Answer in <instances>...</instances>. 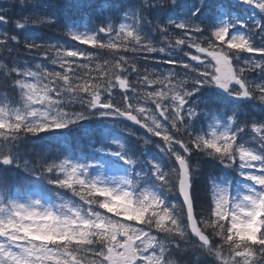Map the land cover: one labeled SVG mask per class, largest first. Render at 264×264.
<instances>
[{
	"label": "snow or ice",
	"instance_id": "6c2138e0",
	"mask_svg": "<svg viewBox=\"0 0 264 264\" xmlns=\"http://www.w3.org/2000/svg\"><path fill=\"white\" fill-rule=\"evenodd\" d=\"M238 2L259 11L60 0L46 15L28 0L34 10L14 22L63 21L90 48L0 30V264H264V0ZM12 7H0V25L13 23ZM21 44L32 60L11 58ZM152 54L172 67L142 68ZM121 118L146 130L142 150L113 131ZM43 136L55 148L38 145ZM193 152L243 178L235 195L213 182L207 216L196 210ZM12 172L23 181L13 185Z\"/></svg>",
	"mask_w": 264,
	"mask_h": 264
},
{
	"label": "trees",
	"instance_id": "16d2710c",
	"mask_svg": "<svg viewBox=\"0 0 264 264\" xmlns=\"http://www.w3.org/2000/svg\"><path fill=\"white\" fill-rule=\"evenodd\" d=\"M59 2H60V0H54L51 4L59 3ZM94 2L98 6L100 3H103L104 0H94ZM132 3H135V1ZM223 4L227 5L234 12H236L242 16H244V14L246 13L245 7L238 8L237 4H234L231 2H223ZM217 5H218V3L214 2L209 7L210 10L214 11V14L216 12ZM52 11H53V8L44 7V6L40 10L41 13L46 14V15L51 14ZM87 11L90 13L93 20H95L96 17L100 14L98 7L89 9ZM14 14L15 13L13 10H11L8 13L9 18L13 23H14V21H13ZM69 15L71 16L72 19L79 21L81 19L82 14L78 10L73 9L69 13ZM13 23H9V27H6L5 25H0V29L6 30L9 34H15V31L12 30L13 29ZM36 32L39 34V36H38L39 40H40L39 42H41L47 38H49V39L56 38V39H62L64 42L68 43V39H70V37H68L64 34L63 21H62L61 25H59V26H55V25H53V26H47V25L39 26L38 29L36 28ZM76 44H77V46L82 47V48H90V46L78 45V42H76ZM22 46H23V44L20 45V49L22 48ZM19 53H20V51H18V49H17V52L14 53L13 57H11V58L16 59L18 57ZM249 109H250V106L248 104H246V111H248ZM198 126L199 125H197V127ZM43 137H45V136H43ZM124 137L127 138V141L131 146L136 148L138 151L142 150V142H138L137 137H133L131 135H125ZM36 143L38 145L42 146L41 140L36 142ZM44 143L50 144L51 142L47 139V140H44ZM30 144H31V142H29V145ZM75 147H77V145H75ZM80 147H82V146H80ZM149 147L151 148L153 155L158 154V150H156L154 148V146H149ZM31 155H33V154L30 150L26 151V158H28V156H31ZM192 155L194 157H193V159L191 158V160L199 167V173L195 177L194 186H193L196 210H197L198 215L203 214V215L207 216L209 211H210V206L212 203V200H211L212 185H213V182L221 174V171L218 169L219 166H216L213 164V162L215 161L214 159L208 158V157L204 156L203 154H200L197 152H193ZM23 179H24L23 174L17 175V173L12 172L10 175V182L13 185H15L17 183V181H23ZM63 192L69 198L73 196L71 194V192H68L67 190H63ZM175 195H176V199L179 202V199L177 198V193H175Z\"/></svg>",
	"mask_w": 264,
	"mask_h": 264
},
{
	"label": "rangeland",
	"instance_id": "374dc122",
	"mask_svg": "<svg viewBox=\"0 0 264 264\" xmlns=\"http://www.w3.org/2000/svg\"><path fill=\"white\" fill-rule=\"evenodd\" d=\"M53 1L54 0H37V3L35 5V10L38 9V7H37L38 5H42L43 6L45 4H49L50 2H53ZM220 1L222 2L223 0H205V2L208 4V13H209V15H213L214 14V11L210 10L209 7L214 2H216L218 4L221 3ZM230 1H232L233 3L239 4L240 7H238V8H242L243 6H246V4L239 3L238 0H230ZM189 2L193 3V2H197V0H189ZM25 3L27 4V7H21L19 0H0V7H7L10 4L13 5V7L11 8V10H13L14 13H15L14 16H13V21L15 22L17 20H20L21 22H23L22 21V17L29 15V13H31L34 10L33 5L28 4V0H25ZM36 11H38V10H36ZM118 23H119V21H118ZM5 26L9 27V24L5 25ZM36 28L38 29L39 26L38 27H29V28H26L24 30H17V29L14 28V23H13V29L12 30L15 31V34H19L22 37L23 36H31L33 34H35L38 37L39 34L36 32ZM157 39H159V37H157ZM39 41L40 40L38 39V42ZM43 41L51 42V43H55V42L58 41L60 43L65 44L66 46H72V45H76L77 46L76 42L72 41L71 39H68V43L64 42L62 39H56V38H52V39L47 38V39H45ZM157 46H162V45H157ZM185 50L187 51L188 49H185ZM18 51H20V53L18 54V57L16 58L17 60L23 61V60H32L33 59L32 56L27 54V52H26V50L24 49L23 46H22L21 49L19 47ZM192 52L195 53V50L192 49ZM161 58H163L162 54H160L159 56L157 54H152V55H150L148 57V60L146 62H144L143 58L141 57V66H142V68H147L149 71H151L153 68H157V69H161V70L167 72L172 66L171 65H167V64L158 63L157 61L159 59H161ZM185 60H188V58L185 57ZM36 62H46V58L40 56V57L37 58ZM56 70H59L58 66H56ZM132 79H135V77H133ZM114 98H115L117 103H119L121 101V96L119 95V90H117V92L114 93ZM249 106H250V108L252 107L251 105H249ZM152 107H154V106H152ZM239 109L241 111L240 107L238 108V110ZM248 111H246V112H248ZM253 111H254V113H258L259 109L255 108V109H253ZM125 128H130L132 130V132L136 133L135 136L131 135L133 137L144 136L146 134V132L137 130L134 126H132L128 121L124 120L123 118H121V120L117 122V127L113 128V131L118 133L121 136L130 135L127 131L124 130ZM47 139L51 142L50 144L53 146V148H55L54 138L51 137V136L43 137V139L41 140V144L42 145L45 144L44 140H47ZM154 139L156 141H159V138H154ZM71 144H72L73 147H75V145H77V147H75L77 149H82V148L85 147L84 143L78 139L76 134L72 135ZM80 146H82V147H80ZM193 157L194 156L192 155V159H193ZM192 164L194 165V167L198 168V171L196 173V175H197L199 173V167L193 161H192ZM213 164L216 165V166H219L218 169L221 171V174L218 176V178L214 182H216L217 184H220L221 180L226 179L232 185V187L230 189L231 195H235V185H236L237 182H241L242 183L243 182V178L240 177L238 172H236L234 169H226V168H224V166L221 165L219 163V161H217V160H215L213 162ZM212 187H213V185H212ZM170 195L176 201L175 192L171 193ZM70 198L77 199L76 197H73V196L70 197Z\"/></svg>",
	"mask_w": 264,
	"mask_h": 264
},
{
	"label": "flooded vegetation",
	"instance_id": "af4514ba",
	"mask_svg": "<svg viewBox=\"0 0 264 264\" xmlns=\"http://www.w3.org/2000/svg\"><path fill=\"white\" fill-rule=\"evenodd\" d=\"M135 0H116V2L117 3H120V2H122V3H129V2H134ZM226 1H230V0H224V2H226ZM38 7V9H36V10H38L39 12H40V10H41V8H42V5H38L37 6ZM258 9H254V8H251L249 5H246V17H248V16H250V15H252L253 13H258ZM151 18V17H150ZM258 18V17H257ZM186 51V50H185ZM188 58V57H187ZM184 59H185V57H184ZM189 59V58H188ZM218 91V90H217ZM240 108H241V111H243V112H246V104H242L241 106H240ZM239 111H240V109H239Z\"/></svg>",
	"mask_w": 264,
	"mask_h": 264
},
{
	"label": "water",
	"instance_id": "95a60500",
	"mask_svg": "<svg viewBox=\"0 0 264 264\" xmlns=\"http://www.w3.org/2000/svg\"><path fill=\"white\" fill-rule=\"evenodd\" d=\"M131 122V121H130ZM132 124H134L133 122H131ZM135 125V124H134ZM136 126H138V127H140L141 128V126H139V125H136Z\"/></svg>",
	"mask_w": 264,
	"mask_h": 264
}]
</instances>
